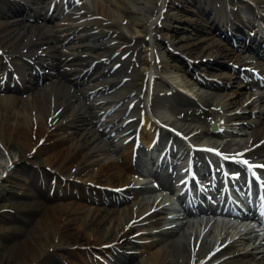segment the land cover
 I'll return each instance as SVG.
<instances>
[{
    "label": "bare ground",
    "instance_id": "6f19581e",
    "mask_svg": "<svg viewBox=\"0 0 264 264\" xmlns=\"http://www.w3.org/2000/svg\"><path fill=\"white\" fill-rule=\"evenodd\" d=\"M242 1L237 0L238 3ZM253 1L255 5L248 4L232 13L239 22L235 23L231 14L225 12L226 3L232 0H184L196 5L198 10H192L193 14L204 16V22L210 19L208 26L204 22L200 26L206 30L202 41L211 40L210 44L218 45L223 41L207 32V28L214 21L213 26L217 27L218 22L220 28L217 29L221 32L229 27L236 32L254 29L256 24L249 17L262 10L264 0ZM39 2L41 0H0V145L4 150L5 144L12 141L20 150L14 155L0 151V177L13 163L4 178H0V183L2 186L5 182H14L21 187V196L16 197L13 205L18 220L0 215V235L10 241L16 239L18 233H24L18 246H12L5 257H0V264H58L48 256L49 247L61 256L64 264H103L98 255L112 257L110 264H264L262 249L246 250L228 243L218 253L208 254L211 247L204 238L198 241L196 236L187 240V236L178 233L179 227L161 220L160 214L154 211L137 219L150 205L145 200L140 201L137 190L126 189L130 196L133 194L121 203L108 197L105 199L109 202L104 204L99 195L103 190L94 188H123L130 182H137L139 178L133 175L130 159L134 146L139 145L149 148L150 153L166 145L160 161L169 166L172 160L167 153L175 154L173 162H181L185 154L193 152L195 166L211 156L206 150H196L197 146L218 147L221 144L219 149L226 155V165L242 177L250 176L248 169L232 156H240V150L256 141H262L261 146H264V125L259 126L264 118V99L257 97L254 99L256 105H249L252 92L247 91L249 95L244 99L238 96L245 83L236 79L226 66L215 63L219 47L213 54L211 47L199 46L201 56L211 59L210 62L221 69L215 73L220 76L216 80L197 78L198 74L192 70L193 63L189 68V62L170 57L169 49L182 46L192 50L188 42L178 47V41L187 38L184 35L175 43H167L172 36L171 29L180 27L169 22V18L177 19L174 14L163 11L158 18L152 16L155 9L174 0H158L157 4L156 0H93L95 11L83 6V19L70 13L58 15L63 0H48L54 4L55 14H48L47 8L39 7ZM181 7L187 9L186 5ZM208 10L211 11L209 17L203 13ZM135 13L146 16L145 21L134 16ZM30 18L33 19L30 21ZM47 20L51 22V29L46 26ZM119 22L123 24L121 30L129 31V37L148 36L145 53L141 54L139 49L135 51L138 64L142 72L150 73L154 85L157 78L163 81L165 90H152L147 103L143 94L146 88L114 97L113 89L125 84L117 78L116 70L112 72L95 65L99 59H94L96 55L92 53L98 49L104 55L107 38L105 32L91 29ZM163 28L166 30L160 32ZM253 39L259 43L256 46L262 49L264 56V39H257L255 35ZM159 43L164 50L168 49L165 55L156 50ZM79 46L82 57L77 52ZM1 55H5L9 70H4L6 63L2 65ZM236 56L237 60L244 58L238 53ZM242 62L248 64L245 60ZM159 64L163 65L165 75L156 69ZM32 66L34 71L30 69ZM201 70L206 74L205 66ZM91 79L95 81L94 88L87 85ZM11 80L21 83L22 90L19 91L18 86H8ZM218 89L224 92L215 91ZM194 101L200 104L198 108L181 106ZM208 122H211L209 128L203 126ZM136 134L139 142L135 141ZM232 134L241 135L228 139L227 135ZM220 136L226 140H220ZM260 152L263 153L261 148L254 149L251 154L264 161V154ZM34 154L41 158L36 180L20 174L14 164L21 156L30 161ZM262 165L264 162L250 170L264 171ZM171 172L169 167L154 174L167 176ZM47 173L54 176L56 185L61 187L49 183ZM91 193L96 197L90 196ZM142 220L146 223L136 226V221ZM103 243L112 244L102 249L99 245ZM130 248L137 249L132 259L123 254ZM216 259L219 261L211 263Z\"/></svg>",
    "mask_w": 264,
    "mask_h": 264
},
{
    "label": "rangeland",
    "instance_id": "374dc122",
    "mask_svg": "<svg viewBox=\"0 0 264 264\" xmlns=\"http://www.w3.org/2000/svg\"><path fill=\"white\" fill-rule=\"evenodd\" d=\"M157 1L158 0H156V4H157ZM152 3H155V2H152ZM227 4H229V3H227ZM248 4L255 5V2L253 0H243L242 2L238 3L237 0H232V3H230L229 6L228 5L225 6V10L229 9L230 11H234V9L236 8V10L233 12V13H235L238 10L242 9L243 7H246ZM182 5H186L187 9H183L181 7ZM215 6L218 8V5H215ZM88 8L90 10H94L95 9L94 5H88ZM80 10H82V9L81 8H77V12H80ZM162 10L167 12L168 14H174L176 16L177 19L169 18L170 24H173V25L176 24V25L180 26L179 28L173 27V29H171L170 33L172 34V36H171V38L167 39V43H172V41H174V43H175V42H177V40L179 39V37L181 35H184V36H187V38L178 41V44H179L178 47L182 43L188 42V44L190 45L189 47H191V49H192V50L188 51L185 48H182V46H181L180 48L172 50L173 52H172V55L170 57L173 60L174 59H179V60H181V61H183L185 63L189 62V65L193 63L192 70H196L197 71L196 73L198 75H204V76H201V77H203V78L205 77V78H208V79H211V80L214 77L216 79L220 78V76L215 75V73L220 72L221 69H219L218 67L216 68L214 63H211L210 60H208L207 58H203L201 56L202 55L201 54L202 51H201L199 46L205 45V47L206 46L211 47L213 54H216V48L219 47L222 50V52H221V55H220V51H219L217 53V55L215 56V57L218 58V60L215 63L221 65V67L222 66L224 67L225 66L224 64H227L228 60H230V59L231 60L235 59V61L237 60L236 53H233V51H231L234 55L231 56L229 54V53H231L230 51H228L229 47H227V49L224 50L226 48L225 46L222 47V45H218L217 43L210 44L209 42L211 40L202 41L203 35H204V33H206V30L204 31L203 29H200V26L201 27L203 26L202 22H204L203 21V17L204 16L201 15L199 17V16H197V15L192 13V10H194V11L198 10L196 5L188 3V2H184V0H179L178 2H177V0H174L173 3L168 4L167 6L164 3V6L162 7L161 10L160 9H155L153 11L154 14L152 16L156 17L158 15L157 16V18H158L160 16L159 14L161 13ZM210 12L211 11L208 10V12L204 11L203 13H206V16L209 17L210 16V14H209ZM227 14H231V13L227 12ZM134 16H137V17L140 16L141 19L142 18L144 19V20L142 19L143 21H145V18H146V16H144V15H142L140 13H138V14L135 13ZM185 18H187V19H185ZM209 22H210V19H208L207 22H204V23H207L206 26H208ZM217 24H218L217 27L220 28V25H219L218 22H217ZM122 25L123 24L121 22H119L117 24L116 23H114V24L111 23V24H109L108 27H105L102 30L98 29L99 32H102V31L107 32L108 31V33L110 34L108 36L109 40L105 41L106 48H108V46H109V50L112 49V48H115V47H117V49L120 48V50H122V52L116 51V56H118V58H119L120 55H125L123 60H118L119 62H123V64L121 66L117 67L118 68L117 77L123 81L125 86L124 85L122 86L124 88L121 87L120 89L119 88L114 89L113 96L116 97V98L119 95H122L124 93L130 92L133 88H137V87L139 88L141 86H145V83H144L145 80L143 78H142V83L134 85V82H136V79L141 78V74H142L141 69H140L141 67L137 63L138 62V57H137V55H136L137 53L135 51H137L139 49V52L141 54L145 53L144 50H143L144 47L147 45V44H144L145 36L143 35V36H138V37H136V36L129 37V31H127L126 29H123V30L120 29V27H122ZM213 25H214V21H213ZM213 25H211L210 27H214L215 30H217V27L213 26ZM1 27L2 26L0 24V29H1ZM48 29H51V26ZM177 29H182V30L176 31ZM165 30H166V28L165 29L163 28L162 30L160 29V32L165 31ZM207 30H208L207 32L212 33V35H216V34H214L212 32L213 30L211 28H207ZM243 30H244L243 31L244 32V36H247L246 35L247 29H243ZM119 31H120V34H119ZM131 32H132V30H131ZM121 35H123L125 38L122 37ZM217 37H219V36H217ZM110 42L112 43V46H110ZM132 43H134L132 45V46H134L133 49L131 47ZM159 45H161V44H157L158 47H159ZM1 56L5 57V55H1ZM173 56H175V57H173ZM201 60H204V62L208 61V63L203 64ZM1 63L4 66L5 62L1 61ZM110 65H112V62L110 63ZM204 66L207 69L206 74L201 70ZM0 72H1V69H0ZM158 72L161 75H165V72L163 71V68H161V69L159 68ZM221 78L223 79L224 76H221ZM91 81H90V86H94L95 83H93ZM155 87H156L158 92H162L163 89L165 90L164 83H163V81L159 80V78L156 79V86ZM134 90H138V89H133L131 91V93ZM215 91H217L219 93H223L224 89H218V90H215ZM248 95H249V93H247L245 96L247 97ZM242 99H244V98H242ZM190 104L191 103H189V104L188 103H182L181 106L182 107H189L188 105H190ZM191 105H194V104L192 103ZM180 122L182 123L183 121L179 120V123ZM263 122H264V120H263ZM263 122L260 123L259 126L260 125L263 126L264 125ZM230 136L227 135V137H230ZM233 136H235V135H233ZM219 139L223 140V141L226 140V138L223 137V136H220ZM7 145H9V147H13L12 150L10 151L11 155H14V153L16 151H20V150H18L19 149L18 146L12 141L9 142V144L7 143ZM4 150L0 147V151L2 153L4 152ZM26 159H29V158H26ZM30 159H31L30 161H28V160L20 161V160L16 159L18 161H15L14 164H17V170L19 171L20 174L26 175V176L30 177L31 179L35 180L34 176H35V174L37 175V173H38V170H36V169H37V166L39 165V163L41 162V158L38 155H34ZM37 176H36V178H37ZM5 184L2 185V187H0V215L4 216L6 218L18 220V218H15V217L12 216L13 213L11 211L12 206L14 205L15 200H16L14 198L17 197V196L13 197L15 195V191L17 189L11 183L7 182ZM20 191H21V189L18 190V192H20ZM23 235H24V233L20 232V233L17 234L16 239H11L10 241H5V239L0 235V257H2V258L5 257L6 252H8L12 246L16 248L18 246V241L21 239V237ZM49 250L51 251V247H49ZM49 250H48V252H49L48 256L52 260H55L56 262H58V264H62L61 256L56 254L54 251L50 252Z\"/></svg>",
    "mask_w": 264,
    "mask_h": 264
},
{
    "label": "snow or ice",
    "instance_id": "6c2138e0",
    "mask_svg": "<svg viewBox=\"0 0 264 264\" xmlns=\"http://www.w3.org/2000/svg\"><path fill=\"white\" fill-rule=\"evenodd\" d=\"M77 2H79V0H77ZM209 151H212L211 149H209ZM244 163H247V161H245ZM260 167H264V165L260 166Z\"/></svg>",
    "mask_w": 264,
    "mask_h": 264
}]
</instances>
